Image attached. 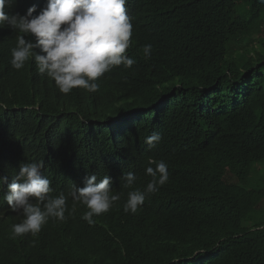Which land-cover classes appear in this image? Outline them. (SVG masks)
I'll list each match as a JSON object with an SVG mask.
<instances>
[{
	"label": "trees",
	"instance_id": "obj_1",
	"mask_svg": "<svg viewBox=\"0 0 264 264\" xmlns=\"http://www.w3.org/2000/svg\"><path fill=\"white\" fill-rule=\"evenodd\" d=\"M135 10L136 63L106 73L99 91L64 95L32 69L0 97V174L43 162L69 189L82 167L121 194L96 228L74 222L87 209L72 212L67 195L63 247L11 246L4 264H31L35 247L68 264H264V4L137 0ZM153 133L155 147L144 142ZM150 159L167 162L169 180L125 213L122 176L135 173L142 190Z\"/></svg>",
	"mask_w": 264,
	"mask_h": 264
},
{
	"label": "clouds",
	"instance_id": "obj_2",
	"mask_svg": "<svg viewBox=\"0 0 264 264\" xmlns=\"http://www.w3.org/2000/svg\"><path fill=\"white\" fill-rule=\"evenodd\" d=\"M136 4L137 0H0V97L12 87L16 71L32 69L52 79L64 95L77 88L99 91L97 81L106 73L120 66L131 69L136 63L132 54ZM142 51L150 58L153 45H143ZM161 139L153 133L144 142L155 147ZM43 167V162L22 163L10 177L0 174V264L10 255L9 247L22 243L63 247V237L71 234L67 195L73 200L72 212L77 203L87 209L72 217L74 222L95 228L96 216L109 212L121 199L108 175L97 181L96 174L80 167L76 171L82 173L81 180L64 189L42 174ZM145 175L151 179L141 190L134 187L135 173L123 174L122 187L130 189L125 213H137L146 198L168 182L167 162L150 159ZM30 258L31 264H68L67 257L45 254L37 247Z\"/></svg>",
	"mask_w": 264,
	"mask_h": 264
},
{
	"label": "rangeland",
	"instance_id": "obj_3",
	"mask_svg": "<svg viewBox=\"0 0 264 264\" xmlns=\"http://www.w3.org/2000/svg\"><path fill=\"white\" fill-rule=\"evenodd\" d=\"M261 208H264V201L260 204Z\"/></svg>",
	"mask_w": 264,
	"mask_h": 264
}]
</instances>
